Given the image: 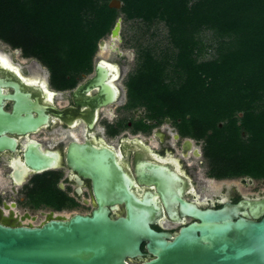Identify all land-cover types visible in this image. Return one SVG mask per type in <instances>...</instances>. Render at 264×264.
I'll list each match as a JSON object with an SVG mask.
<instances>
[{
  "label": "flooded vegetation",
  "instance_id": "flooded-vegetation-1",
  "mask_svg": "<svg viewBox=\"0 0 264 264\" xmlns=\"http://www.w3.org/2000/svg\"><path fill=\"white\" fill-rule=\"evenodd\" d=\"M104 50L109 57L102 54L107 53ZM133 55L116 44L99 45L91 69L77 77L75 87L61 90L41 61L25 57L21 50L0 47V223L39 226L48 217L91 215L99 206L96 193L105 189L99 184L103 167L109 175L106 189L115 191L118 185L112 182L124 175L129 182L125 187L159 212L150 220L151 228L172 239L182 229L201 224L181 201L203 211L241 204L240 217L264 216V178L212 177L205 139L184 136L174 120L151 118L146 107L130 105L127 82L140 68L130 73ZM99 64L109 75L107 84L117 88V100L91 106L84 101L97 96L99 89L78 98L76 93L97 75ZM25 93L37 105L31 115L42 120L32 130L20 124ZM105 153L111 157L103 166ZM32 157L46 168L34 169ZM125 207L124 203L108 206L111 217L118 218ZM31 209L44 218L37 225ZM147 245L141 244V257L127 262L153 259Z\"/></svg>",
  "mask_w": 264,
  "mask_h": 264
},
{
  "label": "trees",
  "instance_id": "trees-1",
  "mask_svg": "<svg viewBox=\"0 0 264 264\" xmlns=\"http://www.w3.org/2000/svg\"><path fill=\"white\" fill-rule=\"evenodd\" d=\"M111 1L0 0V41L41 61L65 90L91 69L120 17L164 23L176 52L142 50L130 105L205 139L212 177L264 178V0H121L120 10ZM205 30L224 42L215 59L199 61Z\"/></svg>",
  "mask_w": 264,
  "mask_h": 264
},
{
  "label": "water",
  "instance_id": "water-1",
  "mask_svg": "<svg viewBox=\"0 0 264 264\" xmlns=\"http://www.w3.org/2000/svg\"><path fill=\"white\" fill-rule=\"evenodd\" d=\"M109 6L120 10L123 3L112 0ZM122 23L120 17L110 34L113 41L120 40ZM99 45L103 48L107 41L102 39ZM97 68V75L77 89L76 98L80 93L99 89L97 96L86 98L84 103L106 106L117 100L118 90L107 84L109 75L100 64ZM30 97L25 93V117L20 122L25 130H32L42 122L31 115L37 105ZM108 157L111 154L105 153L103 166ZM32 159L34 169L46 168L36 158ZM99 170L101 181L103 177V183L99 184L105 189L103 193H96L99 206L91 215L48 217L39 226L0 223V264H130L128 258L142 256L140 247L145 241L153 259L141 264H264V216L260 219L261 214H255L253 219L243 218L239 216L241 204L203 211L181 201L188 208V215L201 224L182 229L172 239L169 234L157 233L151 228L150 220L159 212L148 205L149 201L138 198L125 187L129 182L124 175L117 174L120 179L112 183L118 188L110 192L106 189L107 169ZM121 203L126 206L125 212L113 219L108 206ZM111 210L115 212L117 207Z\"/></svg>",
  "mask_w": 264,
  "mask_h": 264
},
{
  "label": "rangeland",
  "instance_id": "rangeland-1",
  "mask_svg": "<svg viewBox=\"0 0 264 264\" xmlns=\"http://www.w3.org/2000/svg\"><path fill=\"white\" fill-rule=\"evenodd\" d=\"M104 39L107 43L118 45L125 52L134 53L133 56H130V73H134L138 65H140V55L144 49H150L156 57H160L162 54L172 56L176 52L169 43L168 29L162 22L146 25L141 21L125 22L123 19L120 40L113 41L111 35H108ZM222 42L224 41L219 39L212 31H203L200 35L201 51L197 57L198 60L209 61L215 59L217 57V49ZM0 47L5 49L11 48L2 41H0ZM103 55L109 57L110 54L107 52L105 54L103 53ZM129 76L124 78L122 84H126ZM30 214L37 217L38 221L35 222V225L44 220L37 209H31Z\"/></svg>",
  "mask_w": 264,
  "mask_h": 264
},
{
  "label": "bare ground",
  "instance_id": "bare-ground-1",
  "mask_svg": "<svg viewBox=\"0 0 264 264\" xmlns=\"http://www.w3.org/2000/svg\"><path fill=\"white\" fill-rule=\"evenodd\" d=\"M104 52H107L106 50H104ZM103 54V53H102ZM105 54V53H104Z\"/></svg>",
  "mask_w": 264,
  "mask_h": 264
}]
</instances>
